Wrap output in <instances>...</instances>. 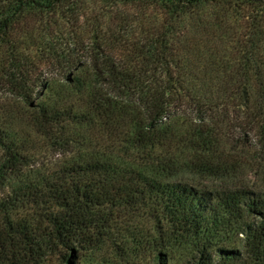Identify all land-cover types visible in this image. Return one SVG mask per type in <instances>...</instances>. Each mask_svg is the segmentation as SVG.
Instances as JSON below:
<instances>
[{
	"label": "trees",
	"instance_id": "trees-1",
	"mask_svg": "<svg viewBox=\"0 0 264 264\" xmlns=\"http://www.w3.org/2000/svg\"><path fill=\"white\" fill-rule=\"evenodd\" d=\"M59 26L71 42L47 49L44 67L63 100L32 104L54 85L28 91L27 58L5 75L64 160L26 174L22 145L0 130V264L60 250L75 264L140 204L165 222L150 241L123 243L150 248L146 264L178 251L176 264H264V194L168 182L186 151L216 154L227 123L264 143V0H0V39Z\"/></svg>",
	"mask_w": 264,
	"mask_h": 264
},
{
	"label": "rangeland",
	"instance_id": "rangeland-1",
	"mask_svg": "<svg viewBox=\"0 0 264 264\" xmlns=\"http://www.w3.org/2000/svg\"><path fill=\"white\" fill-rule=\"evenodd\" d=\"M57 30L44 31L34 29L30 34H23L7 39H0V130L7 132L13 141L22 145L28 167L24 173L44 172L60 165L64 160L51 146L38 126V109H32L28 103L16 95L7 84L6 74L14 65L15 56L27 58L30 63V81L28 91L33 89L38 80L48 81L54 85L43 96L32 101L33 105H55L63 100L65 93L58 88L60 78L53 69H45L44 55L50 47H62L71 42L73 31L61 26ZM91 27H88L90 29ZM11 42V43H10ZM17 46L13 52L10 44ZM34 98V97H33ZM76 98L73 99L75 101ZM106 142L102 145L110 146ZM96 145V144H94ZM216 154L199 157L186 151L183 160L187 165L168 182H181L204 192L248 189L264 194V143L255 132L249 131L240 122H230L221 131L216 145ZM152 208H154L152 206ZM27 210L17 212L15 217L27 219ZM20 214V215H19ZM113 225L111 240L103 238L102 242L90 251L81 252L75 264H146L151 260V249H138L126 245L125 239L132 235L150 241L158 227H165L157 213L149 205L135 207L132 210L117 213ZM181 251L172 253L171 264H176ZM65 251L49 255L42 264H63L61 255Z\"/></svg>",
	"mask_w": 264,
	"mask_h": 264
}]
</instances>
